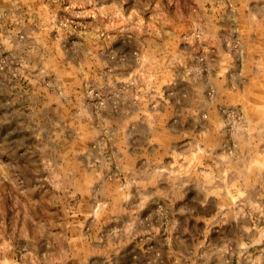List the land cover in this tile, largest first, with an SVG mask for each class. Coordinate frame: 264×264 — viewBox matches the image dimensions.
I'll return each mask as SVG.
<instances>
[{"label": "rangeland", "instance_id": "374dc122", "mask_svg": "<svg viewBox=\"0 0 264 264\" xmlns=\"http://www.w3.org/2000/svg\"><path fill=\"white\" fill-rule=\"evenodd\" d=\"M0 264H264V0H0Z\"/></svg>", "mask_w": 264, "mask_h": 264}]
</instances>
